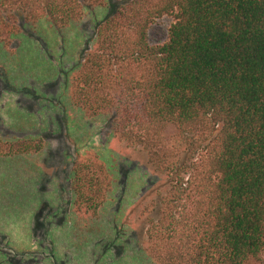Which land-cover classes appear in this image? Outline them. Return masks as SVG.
Masks as SVG:
<instances>
[{
    "label": "trees",
    "instance_id": "trees-1",
    "mask_svg": "<svg viewBox=\"0 0 264 264\" xmlns=\"http://www.w3.org/2000/svg\"><path fill=\"white\" fill-rule=\"evenodd\" d=\"M108 0H0V43L20 18L62 30ZM99 26L72 80L74 105L106 117L164 177L148 220L153 264H264V0H121ZM173 17L168 40L149 30ZM173 128L174 133L167 137ZM43 149L0 135V158ZM75 210L96 217L113 192L112 168L87 155L73 165Z\"/></svg>",
    "mask_w": 264,
    "mask_h": 264
},
{
    "label": "rangeland",
    "instance_id": "rangeland-1",
    "mask_svg": "<svg viewBox=\"0 0 264 264\" xmlns=\"http://www.w3.org/2000/svg\"><path fill=\"white\" fill-rule=\"evenodd\" d=\"M124 4L85 9L62 30L20 18V33L0 43V135L43 143L39 153L0 158V264H153L144 253L148 220L168 184L146 153L118 141L111 119L87 118L71 97L99 26ZM174 22L158 20L150 44L165 43ZM87 155L116 180L96 217L76 212L71 185L73 165Z\"/></svg>",
    "mask_w": 264,
    "mask_h": 264
}]
</instances>
